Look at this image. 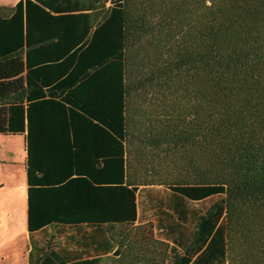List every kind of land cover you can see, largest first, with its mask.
<instances>
[{
  "label": "trees",
  "instance_id": "trees-1",
  "mask_svg": "<svg viewBox=\"0 0 264 264\" xmlns=\"http://www.w3.org/2000/svg\"><path fill=\"white\" fill-rule=\"evenodd\" d=\"M0 135L30 264H264V0L0 6Z\"/></svg>",
  "mask_w": 264,
  "mask_h": 264
},
{
  "label": "rangeland",
  "instance_id": "rangeland-1",
  "mask_svg": "<svg viewBox=\"0 0 264 264\" xmlns=\"http://www.w3.org/2000/svg\"><path fill=\"white\" fill-rule=\"evenodd\" d=\"M14 0H0L12 5ZM21 135H0V264H30V240L25 209V145ZM162 191V190H161Z\"/></svg>",
  "mask_w": 264,
  "mask_h": 264
},
{
  "label": "crops",
  "instance_id": "crops-1",
  "mask_svg": "<svg viewBox=\"0 0 264 264\" xmlns=\"http://www.w3.org/2000/svg\"><path fill=\"white\" fill-rule=\"evenodd\" d=\"M14 1H16V2L13 3L12 5H5V6H14L20 0H14ZM0 6H2V5H0ZM25 153H26V151H25ZM26 157H27V154H26ZM25 172H26V187H25V197H26V199L23 198V202H22L21 206H22L23 210L25 209L26 221H27L28 220V191H29V184H28V179H27L26 163H25ZM141 210H143V207H140L139 214L142 212ZM66 248L68 250L75 249V247H66V246L63 245L62 249L60 250V253L66 252L65 251ZM111 256H112V253L103 256L105 261L102 264H112L111 261L108 260V258L111 257Z\"/></svg>",
  "mask_w": 264,
  "mask_h": 264
}]
</instances>
